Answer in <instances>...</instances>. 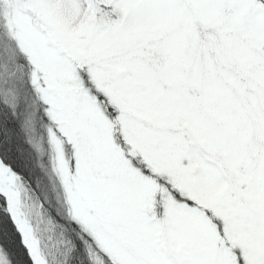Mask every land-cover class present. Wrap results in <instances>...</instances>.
I'll use <instances>...</instances> for the list:
<instances>
[{
  "label": "snow or ice",
  "instance_id": "snow-or-ice-1",
  "mask_svg": "<svg viewBox=\"0 0 264 264\" xmlns=\"http://www.w3.org/2000/svg\"><path fill=\"white\" fill-rule=\"evenodd\" d=\"M0 198V264H264V0H0Z\"/></svg>",
  "mask_w": 264,
  "mask_h": 264
},
{
  "label": "trees",
  "instance_id": "trees-1",
  "mask_svg": "<svg viewBox=\"0 0 264 264\" xmlns=\"http://www.w3.org/2000/svg\"><path fill=\"white\" fill-rule=\"evenodd\" d=\"M25 149L27 155L23 158V163L13 166L14 170L20 174L21 178L29 183L33 189L37 187V177L42 174H46L47 176L46 183L54 182V176L51 172V157L46 151L47 145L45 144L43 149L38 153L31 150L28 145H25ZM34 164L37 166H33ZM54 186L58 187V184H55ZM0 203H3L1 198ZM44 206L54 218L59 219L54 207H49L48 202H45ZM9 223L11 226V222Z\"/></svg>",
  "mask_w": 264,
  "mask_h": 264
},
{
  "label": "rangeland",
  "instance_id": "rangeland-1",
  "mask_svg": "<svg viewBox=\"0 0 264 264\" xmlns=\"http://www.w3.org/2000/svg\"><path fill=\"white\" fill-rule=\"evenodd\" d=\"M23 179V178H22ZM26 182V181H25ZM26 184L30 185L29 183L26 182ZM32 188V187H31Z\"/></svg>",
  "mask_w": 264,
  "mask_h": 264
}]
</instances>
